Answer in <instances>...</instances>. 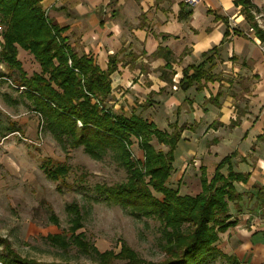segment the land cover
Instances as JSON below:
<instances>
[{"label": "trees", "instance_id": "16d2710c", "mask_svg": "<svg viewBox=\"0 0 264 264\" xmlns=\"http://www.w3.org/2000/svg\"><path fill=\"white\" fill-rule=\"evenodd\" d=\"M42 0H0V28L3 43L0 63L5 64L14 88L23 87L21 94L31 104L32 110L41 118L45 129L61 144L71 148L81 146L94 159H102L109 153L119 160L128 175L123 182L111 186L97 185L96 189L106 202L120 205L135 217L155 218L159 221L160 248L164 257L157 261H146L127 246L120 251H99L86 239L83 232L77 233L83 224V216L77 203H68L66 210L71 214L70 235L51 234L47 238L54 246L67 250L70 244L92 260V264H207L216 258L228 264H242L235 255L223 253L217 248L219 233L234 226L230 220V203L236 205L242 193L236 183H246L249 174L237 172L232 167L235 153L225 156L214 168L210 179L201 167V190L196 195H181L168 186L173 171L174 151L181 138L183 125L170 123L171 132L160 130L140 114L129 116L114 112L108 105L111 93V74L116 70V59L109 58L107 68L102 69L93 58L78 56L62 35L65 28L52 24L41 4ZM239 13L244 16L254 37L264 45V30L253 15L258 8L251 0H233ZM180 4L179 18L186 19L190 11L184 12ZM213 13V12H212ZM222 20L225 29L224 42L230 35L247 37L241 28H230L228 18L213 13ZM17 46L30 53L40 66L39 73L27 76L17 58ZM158 48L155 55L161 53ZM165 50V49H164ZM165 68H170L169 50ZM198 64L186 66L178 85L186 90L193 85L201 90L209 83L219 82L221 77L212 72L219 58V47L214 46L202 54ZM165 74V75H164ZM171 76L163 72V78L171 83ZM2 77V75H0ZM221 93L210 96L209 101L219 106ZM243 110L230 120L229 128L238 126ZM213 126L222 125L214 121ZM132 137L137 139L143 151V161L132 157ZM166 146L156 149L152 140ZM41 168L54 181L63 180L70 171L65 163H54L45 159ZM226 169V174L222 172ZM255 198L264 206V187L254 184ZM160 194L162 198L156 195ZM53 221L57 218L53 217ZM264 235V232H263ZM0 246L6 252L0 254V264H63L62 262H40L27 259L13 251L7 240L0 238Z\"/></svg>", "mask_w": 264, "mask_h": 264}, {"label": "crops", "instance_id": "0c3cea01", "mask_svg": "<svg viewBox=\"0 0 264 264\" xmlns=\"http://www.w3.org/2000/svg\"><path fill=\"white\" fill-rule=\"evenodd\" d=\"M252 1L257 6L264 3ZM181 3L184 12L190 11L186 19L179 18ZM41 4L49 21L65 28L62 35L78 56L92 57L102 69L111 56L116 59L108 100L114 112L140 114L162 130L174 122L184 126L174 151L178 182L199 179L201 167L211 178L215 165L234 152L233 169L249 174L246 183L235 184L243 194L236 205L239 210L248 204L259 207L253 185L264 187V45L253 34L230 35L221 43L225 25L213 13L227 17L230 28H248L233 0H42ZM214 46L219 47V58L212 72L220 73L222 80L201 90L197 85L181 89L183 69L200 63L202 54ZM159 47L163 50L155 55ZM164 49L172 57L170 68L164 67L168 56ZM163 72L168 77L172 73L171 83ZM217 92L219 106L209 101ZM238 110L245 112L241 122L229 128ZM214 121L222 125L213 126ZM230 215L236 223L219 233L217 248L242 264H264V244L251 240L264 232V220L234 213L231 207Z\"/></svg>", "mask_w": 264, "mask_h": 264}, {"label": "rangeland", "instance_id": "374dc122", "mask_svg": "<svg viewBox=\"0 0 264 264\" xmlns=\"http://www.w3.org/2000/svg\"><path fill=\"white\" fill-rule=\"evenodd\" d=\"M257 8L253 15L264 30V3ZM2 43L0 28V50ZM17 52L27 76L40 72L39 64L30 53L19 46ZM8 74V67L0 63V238L7 240L13 251L27 259L92 264V260L79 253L76 246L70 244L67 250H62L47 238L51 234L70 235L71 214L66 205L75 202L83 216V226L76 232H83L99 251L117 253L125 243L146 261L161 260L164 252L159 245V221L129 214L122 206L106 202L96 189L98 184L111 186L127 179L128 173L119 160L112 153L94 159L81 146L71 148L56 141L43 126L40 116L32 110L30 102L22 96L23 87L14 88ZM168 127L169 130H160L171 132L169 124ZM131 140L132 157L142 162L143 151L136 138ZM152 144L156 149L166 150V146L156 139ZM45 159L69 165L67 176L60 181L49 179L41 168ZM176 171H172L168 186L180 189L181 195H196L200 177L178 182ZM222 172L226 174L225 169ZM156 196L162 198L160 194ZM258 206L248 204L239 210L240 206L230 204L234 213H250L254 217L252 220H264V206ZM53 217L57 218L56 222ZM251 240L255 244H264V235L257 234ZM2 252L6 250L0 246V254ZM207 264L228 263L216 258Z\"/></svg>", "mask_w": 264, "mask_h": 264}, {"label": "built area", "instance_id": "2783aa9c", "mask_svg": "<svg viewBox=\"0 0 264 264\" xmlns=\"http://www.w3.org/2000/svg\"><path fill=\"white\" fill-rule=\"evenodd\" d=\"M189 2H192L193 0H188ZM46 12V11H45ZM247 35H251V34H253V29L252 28H248V30H247ZM256 39V38H255Z\"/></svg>", "mask_w": 264, "mask_h": 264}]
</instances>
